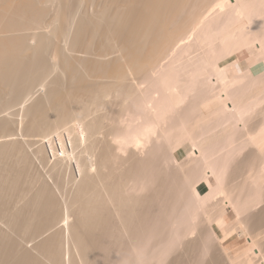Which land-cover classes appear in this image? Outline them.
Returning a JSON list of instances; mask_svg holds the SVG:
<instances>
[{
  "label": "bare ground",
  "instance_id": "obj_1",
  "mask_svg": "<svg viewBox=\"0 0 264 264\" xmlns=\"http://www.w3.org/2000/svg\"><path fill=\"white\" fill-rule=\"evenodd\" d=\"M12 108L0 264H264V0H0Z\"/></svg>",
  "mask_w": 264,
  "mask_h": 264
},
{
  "label": "rangeland",
  "instance_id": "obj_2",
  "mask_svg": "<svg viewBox=\"0 0 264 264\" xmlns=\"http://www.w3.org/2000/svg\"><path fill=\"white\" fill-rule=\"evenodd\" d=\"M247 53L245 52V57L242 59V63H244V65L245 66H247V65H249V56H248V54L246 55ZM51 76H54V74H52ZM52 77H49L48 79L50 80ZM15 109L14 108H12V110L10 109L9 110V112H7V113H3V115L1 114L0 116H6L7 114H9L10 112H12V111H14ZM78 128V127H77ZM79 129V128H78ZM61 132H63L62 130H61ZM64 134V133H63ZM16 137H19V136H16ZM15 137V138H16ZM52 137H53V139H55V140H57V136L56 135H52ZM65 138H66V136H64ZM25 139L24 140H28L29 142H31V143H33V144H29V147H30V150H31V148L33 149H35V148H37V146H39V143H37L38 141V138L40 139V137L38 136V137H36V136H31V137H24ZM30 138H32V139H30ZM35 138H36V140H35ZM20 139H23V138H21L20 137ZM58 141V140H57ZM35 144V145H34ZM29 147L27 148L28 149V151H29ZM32 151V150H31ZM30 152V151H29ZM178 157L181 159V158H183L184 157V154L181 152V153H179V155H178ZM36 161V159L34 160V162ZM37 162H39V160H37ZM36 163V162H35ZM40 164V163H39ZM38 163L36 164V166H37V168H38V166H43L44 167V165L43 164H41V165H39ZM40 167V168H41ZM40 168H38V169H40ZM41 170L42 169H40L39 171L41 172ZM43 171H44V169H43ZM227 225L224 227V228H222V229H220L219 230V233H218V238L219 239H222L223 240V242H222V244H223V246L225 247V248H227L228 249V251L229 252H233L234 251V249L237 247H241V246H243L244 244L243 243H245V241L243 242V240H245V237H242L241 236V234H240V230H239V228H238V226H239V221H238V219H237V216L235 215V213L233 212V210H229V212L227 213ZM240 234V235H239ZM227 235H229V236H227ZM225 237V238H224ZM239 242V243H238ZM243 242V243H242ZM236 244V245H235ZM240 244V245H239ZM231 246V247H230ZM233 248V249H232ZM231 249V250H230Z\"/></svg>",
  "mask_w": 264,
  "mask_h": 264
}]
</instances>
